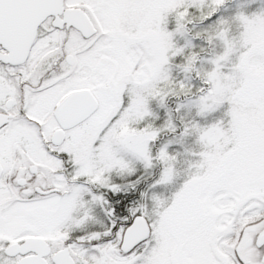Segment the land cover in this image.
Listing matches in <instances>:
<instances>
[{
  "label": "snow or ice",
  "instance_id": "6c2138e0",
  "mask_svg": "<svg viewBox=\"0 0 264 264\" xmlns=\"http://www.w3.org/2000/svg\"><path fill=\"white\" fill-rule=\"evenodd\" d=\"M228 3L0 0V264H264V3Z\"/></svg>",
  "mask_w": 264,
  "mask_h": 264
},
{
  "label": "rangeland",
  "instance_id": "374dc122",
  "mask_svg": "<svg viewBox=\"0 0 264 264\" xmlns=\"http://www.w3.org/2000/svg\"><path fill=\"white\" fill-rule=\"evenodd\" d=\"M245 3H247V0H243L241 3H239V4H237V5H242V4H245ZM231 8V7H230ZM234 9V10H233ZM233 9H230V10H226V11H224L225 13H223V17H230V16H232L234 13H235V11H236V9H237V7H236V5L234 6V8ZM248 11H251L252 9H247ZM171 19V18H170ZM172 21V23L174 24V21L173 20H171ZM204 27V25L201 27V26H199V27H197V29H195V31H199V30H201V28H203ZM224 111V109L223 110H221V113L219 112V114H214V116L212 117V118H210V120L208 121V122H212V119H215V118H219L220 117V115L222 114V112ZM162 142H164V141H161V143ZM188 144L190 145V146H193L194 147V145H193V142L190 140V141H188ZM171 150H174V149H171ZM158 173H159V169L158 168H156V169H153L152 170V172H151V177H149V174L148 173H145L144 172V175H145V178L146 177H148V178H150V179H154L157 175H158ZM154 175H155V177H154ZM179 183V182H178ZM172 190H174V189H172Z\"/></svg>",
  "mask_w": 264,
  "mask_h": 264
},
{
  "label": "trees",
  "instance_id": "16d2710c",
  "mask_svg": "<svg viewBox=\"0 0 264 264\" xmlns=\"http://www.w3.org/2000/svg\"><path fill=\"white\" fill-rule=\"evenodd\" d=\"M242 1H243V0H229V3L225 6L224 9H221V11H220V13H219L218 15L222 16L223 13H225L224 11H226V10H230V9H233L235 5H236V7H237V4L241 3ZM260 3H264V0H260ZM230 7H231V8H230ZM233 10H234V9H233ZM199 26L202 27L203 25H194V26H193V31H195V29H197V27H199ZM204 27H205V25H204ZM168 28H169V30H171L172 28H174V24L172 23L171 19L169 20ZM193 43H194V45L196 46L197 49H198L199 47H202V46H203V44H202L201 41H193ZM221 110H223V109H221ZM221 110L218 111V112L215 113V114H219V112L221 113Z\"/></svg>",
  "mask_w": 264,
  "mask_h": 264
},
{
  "label": "flooded vegetation",
  "instance_id": "af4514ba",
  "mask_svg": "<svg viewBox=\"0 0 264 264\" xmlns=\"http://www.w3.org/2000/svg\"><path fill=\"white\" fill-rule=\"evenodd\" d=\"M170 150H171V149H170ZM137 174L139 175V178H140L142 181L145 179L144 171H143L142 168H139V167H138ZM154 177H155V175H154ZM126 179H127V178H125V180H126Z\"/></svg>",
  "mask_w": 264,
  "mask_h": 264
}]
</instances>
